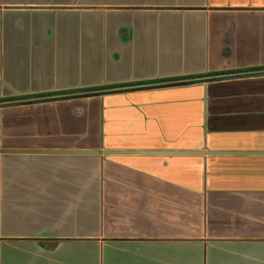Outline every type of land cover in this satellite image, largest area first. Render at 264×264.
<instances>
[{"label": "crops", "instance_id": "1", "mask_svg": "<svg viewBox=\"0 0 264 264\" xmlns=\"http://www.w3.org/2000/svg\"><path fill=\"white\" fill-rule=\"evenodd\" d=\"M258 71L264 0H0V264H264V76L187 83Z\"/></svg>", "mask_w": 264, "mask_h": 264}, {"label": "water", "instance_id": "2", "mask_svg": "<svg viewBox=\"0 0 264 264\" xmlns=\"http://www.w3.org/2000/svg\"><path fill=\"white\" fill-rule=\"evenodd\" d=\"M259 76H264V71L249 72V73H243V74H237V75H231V76H223V77H219V78L206 79V80H200V81H189L187 83L207 82V81H212V80H221V79H230V78L259 77ZM180 153H203V152L202 151H196V152L183 151ZM217 153H222V152H217Z\"/></svg>", "mask_w": 264, "mask_h": 264}, {"label": "trees", "instance_id": "3", "mask_svg": "<svg viewBox=\"0 0 264 264\" xmlns=\"http://www.w3.org/2000/svg\"><path fill=\"white\" fill-rule=\"evenodd\" d=\"M254 69L251 70H235V71H227V72H215L211 74H207L205 76H197V77H191L189 79H194V78H200V77H215V76H222V75H227V74H236V73H241V72H247V71H253ZM256 70V69H255ZM119 87V86H118Z\"/></svg>", "mask_w": 264, "mask_h": 264}]
</instances>
